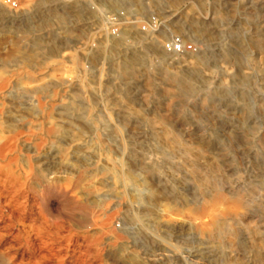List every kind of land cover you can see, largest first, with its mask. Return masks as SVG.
Returning <instances> with one entry per match:
<instances>
[{"label":"rangeland","instance_id":"obj_1","mask_svg":"<svg viewBox=\"0 0 264 264\" xmlns=\"http://www.w3.org/2000/svg\"><path fill=\"white\" fill-rule=\"evenodd\" d=\"M16 1L0 145L33 171L0 174V264H264V0Z\"/></svg>","mask_w":264,"mask_h":264},{"label":"bare ground","instance_id":"obj_2","mask_svg":"<svg viewBox=\"0 0 264 264\" xmlns=\"http://www.w3.org/2000/svg\"><path fill=\"white\" fill-rule=\"evenodd\" d=\"M3 1V0H2ZM83 3L85 4H91V3H94L96 2L97 0H81ZM0 9L3 10L5 16L7 17H11L13 16V13L9 10H6L5 9V6H3V2L0 1ZM151 33V32H150ZM164 54H166L164 52ZM184 54V53H182ZM167 55V54H166ZM173 55H177V54H173ZM51 58H47L46 60H49ZM45 60V58H44ZM19 65H18V64ZM17 65L16 66H24L26 68H29L30 71H32L33 74L35 73H39L41 70H38L37 68H35L34 66H31L30 63H31V59L29 58H20L17 60ZM59 63V62H58ZM38 76H42V74H39ZM57 77V76H56ZM28 82H27V86H25L26 88L24 87H18L17 90L18 91H23V90H26L28 91L29 93H32V94H37L38 92H40L44 86L42 87V85L40 86L39 84L38 85H35L33 86V84L35 83H43L45 82L43 78H39V79H27ZM57 82L62 85L65 83V79L63 77V75L61 76H58V78L56 79ZM51 83L52 82H49L48 84H46L45 86L48 87V86H51ZM9 82L6 81V80H3L1 81L0 83V92L5 90L6 91V88L8 86ZM45 84V83H44ZM4 92V91H3ZM11 94V93H10ZM6 96V95H5ZM16 98V97H15ZM37 107L39 110H41L42 112V116H41V119L42 121L44 120H47L49 124H51V127H50V130L54 127H56V123H53V122H56L54 120V118L52 117V115L49 113V105H47L46 103H42V102H37ZM11 110V109H10ZM25 113V112H24ZM1 115V114H0ZM34 115V114H33ZM2 119V118H1ZM2 124H6L8 123V120H9V117H6V119H2ZM39 122V121H38ZM28 123H31V121H28ZM42 124V122H40V125ZM5 128H7L8 130L7 133H18L19 132V128L16 127L15 125H12V124H8ZM1 129V128H0ZM32 130V129H31ZM49 130V129H48ZM54 130V129H52ZM34 131V130H33ZM48 132V131H46ZM52 132V131H50ZM5 131L4 130H0V140H4L7 136H5ZM32 133V132H30ZM48 135V134H47ZM17 136V135H16ZM65 146V145H64ZM10 146L8 145V143H3L0 145V163L4 164V166H0V174L3 172V174L5 175L6 179L7 180H10L13 178V176L15 174H20L23 176V178L25 180H28L30 178V176L32 175V171H33V164L31 163V157L29 155H26L25 158H26V163L24 164L23 167H19L17 165V158L15 155H13L12 157L10 158H7L6 155H5V152L6 150L9 148ZM15 150V149H14ZM30 152V151H29ZM10 153V152H9ZM11 154V153H10ZM9 155V154H8ZM39 173V172H38ZM45 175L42 176V178L44 180H47L48 179V175H52L53 172H50V171H47L46 173H44ZM5 179V178H4ZM3 181V180H2ZM2 185V184H0ZM147 190V189H146ZM1 199V198H0ZM214 209V208H213ZM171 210V209H170ZM169 210V211H170ZM210 210V209H209ZM234 210V209H233ZM17 212V211H16ZM173 215V214H172ZM178 215V214H177ZM113 216V215H111ZM165 216V215H164ZM185 217V216H184ZM189 217V216H188ZM177 219V218H176ZM189 222V221H188ZM110 223V222H109ZM108 223V224H109ZM105 226V224H104ZM199 226V225H198ZM106 227V226H105ZM202 227V225H201ZM110 228V227H109ZM106 229V228H105Z\"/></svg>","mask_w":264,"mask_h":264},{"label":"built area","instance_id":"obj_3","mask_svg":"<svg viewBox=\"0 0 264 264\" xmlns=\"http://www.w3.org/2000/svg\"><path fill=\"white\" fill-rule=\"evenodd\" d=\"M3 5L8 7L11 10L18 9V2L16 0H3ZM158 21L151 17L148 21V25L142 26V30H148L150 27L156 28ZM113 32H115L113 30ZM163 50L168 54H182L186 52H191L193 46L191 44H186L183 42L181 37H171L167 42L163 44Z\"/></svg>","mask_w":264,"mask_h":264}]
</instances>
